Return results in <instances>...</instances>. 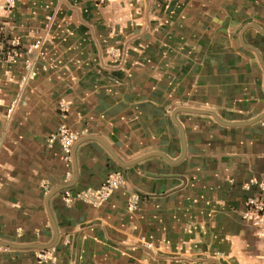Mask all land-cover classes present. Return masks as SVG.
<instances>
[{
	"label": "crops",
	"instance_id": "1",
	"mask_svg": "<svg viewBox=\"0 0 264 264\" xmlns=\"http://www.w3.org/2000/svg\"><path fill=\"white\" fill-rule=\"evenodd\" d=\"M0 22V264H264V0H15ZM12 38L42 42L35 77Z\"/></svg>",
	"mask_w": 264,
	"mask_h": 264
},
{
	"label": "built area",
	"instance_id": "2",
	"mask_svg": "<svg viewBox=\"0 0 264 264\" xmlns=\"http://www.w3.org/2000/svg\"><path fill=\"white\" fill-rule=\"evenodd\" d=\"M99 2H107L111 0H98ZM15 4V0H7L4 5H2L0 9V18L3 9L11 8ZM4 43L3 41V30L0 22V45ZM9 47L4 55L5 58L9 61H16L19 57H21L24 53L27 56L24 58V64L28 73V77L33 78L37 74V70L35 67V63L33 58L30 56L31 53L35 51H39L41 55L45 53L42 49V42L40 40H36L32 44L28 45L24 51H22L18 47V40L15 38L10 39ZM112 55L117 54V49H110ZM61 107L63 110L68 108V103L65 101L61 102ZM78 138V134L71 130L69 127L62 125L59 127L56 134L52 135L50 138L51 141L54 139H58L63 149L64 158L66 160L71 159L72 147L75 141ZM126 181L124 175L122 173H115L110 175L105 182L97 189H84L77 192H72L70 189H65L63 192V199L67 204L74 202L75 200H80L85 203H90L93 205H99L102 202L106 201L112 194V192L124 184ZM251 183H259L255 179L250 181ZM249 183L247 184L250 185ZM261 189L264 191V182L259 183ZM141 196L139 193H133L129 200V205L131 208L135 209L139 206ZM244 217L250 220L258 229L259 233L264 235V198H251L247 201L246 210L244 212ZM52 249H43L38 252V257L42 260L55 261L52 256Z\"/></svg>",
	"mask_w": 264,
	"mask_h": 264
}]
</instances>
